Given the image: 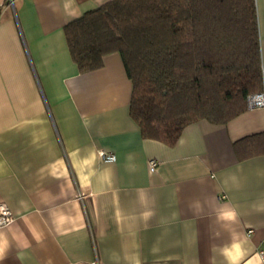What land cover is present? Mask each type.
Here are the masks:
<instances>
[{"label": "crops", "instance_id": "crops-1", "mask_svg": "<svg viewBox=\"0 0 264 264\" xmlns=\"http://www.w3.org/2000/svg\"><path fill=\"white\" fill-rule=\"evenodd\" d=\"M111 1L0 0V264H262L264 109L144 139L120 54L81 73L66 40Z\"/></svg>", "mask_w": 264, "mask_h": 264}, {"label": "trees", "instance_id": "trees-1", "mask_svg": "<svg viewBox=\"0 0 264 264\" xmlns=\"http://www.w3.org/2000/svg\"><path fill=\"white\" fill-rule=\"evenodd\" d=\"M65 35L81 73L120 54L132 120L144 139L168 147L195 123L227 125L264 90L257 0H113L68 24ZM255 140L262 136L243 142Z\"/></svg>", "mask_w": 264, "mask_h": 264}, {"label": "built area", "instance_id": "built-area-1", "mask_svg": "<svg viewBox=\"0 0 264 264\" xmlns=\"http://www.w3.org/2000/svg\"><path fill=\"white\" fill-rule=\"evenodd\" d=\"M9 2L14 6L15 0H9ZM247 105H248V109H252V110L264 109V90L260 93L249 96L247 99ZM101 156L106 162H112L115 160L114 155H108L102 153ZM150 168L153 171L156 170L157 162L151 161ZM13 221H14V217L10 209L6 206V204L0 203V224L3 227H6L12 224ZM250 233H252V231H250ZM258 256L260 258L261 263L264 264V242L258 251Z\"/></svg>", "mask_w": 264, "mask_h": 264}]
</instances>
